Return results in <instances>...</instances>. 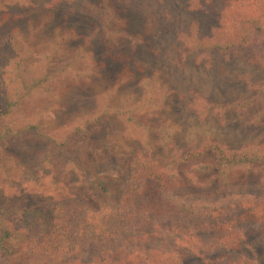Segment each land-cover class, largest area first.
<instances>
[{
	"label": "rangeland",
	"instance_id": "374dc122",
	"mask_svg": "<svg viewBox=\"0 0 264 264\" xmlns=\"http://www.w3.org/2000/svg\"><path fill=\"white\" fill-rule=\"evenodd\" d=\"M104 1L0 0V69L23 60L33 66L31 76L49 77L47 93L39 91L0 125L17 132L33 124L41 134L0 142V207L14 228L51 200L92 197L96 177L118 188L135 158L149 159L154 170L167 173L183 153L208 142L227 151L264 152V37L253 27L264 23V0H211L199 9L193 0ZM113 8L130 38L109 48L103 27ZM230 45L235 48H216ZM48 138L70 139L90 152L68 162L55 150L41 163L50 151ZM223 168L199 178L197 203L190 193L184 201L202 208L227 194L264 198V168L245 176V187L228 188L217 177ZM213 235H200L191 248L198 255L186 264H221L218 258L228 255L238 259L233 249L211 251ZM179 237L162 229L149 241L127 246V253L141 254L131 264H151L148 252H171ZM253 239L242 244L251 260L254 252L264 253V241ZM29 246L0 253V264H37ZM90 257L39 262L100 264ZM123 263L120 255L108 261Z\"/></svg>",
	"mask_w": 264,
	"mask_h": 264
},
{
	"label": "trees",
	"instance_id": "16d2710c",
	"mask_svg": "<svg viewBox=\"0 0 264 264\" xmlns=\"http://www.w3.org/2000/svg\"><path fill=\"white\" fill-rule=\"evenodd\" d=\"M5 1L14 3L23 0ZM210 1L193 0V8L199 9L203 3L209 4ZM104 2L109 5L108 0ZM107 11L103 34L110 48L114 41L124 37L129 39L130 36L121 30L123 21L114 8L113 12L110 9ZM253 27L264 37V23ZM241 41L244 45V39ZM216 48L229 51L235 46ZM32 68L19 60L12 67L0 69V125L5 117L19 112L39 91L47 93L49 90V77L31 76ZM124 76L132 77L128 71L124 72ZM33 135L41 137L38 127L33 124L25 125L17 132L14 127L0 128V142ZM47 141L50 151L46 154L48 156L39 158L41 163L47 162L55 150H62V157L68 162L75 157L85 159L86 153L90 152L89 148L78 146L70 139L48 138ZM211 156H214L215 162ZM146 160L140 157L132 160L128 174L118 188L112 182L96 177L91 184L92 197L51 200L42 209L33 212L19 228L6 222V212L0 207V253L10 255L19 245L28 243L30 251L37 257L33 258L37 264L46 258L51 263L71 258L78 260L81 253L91 254L90 259L100 261V264H108L109 258L115 255H120L123 264H131L134 259L139 262L141 254H136L134 249L127 253V246L149 241L163 229L180 235L177 238L179 246L176 245L171 252L156 249L148 252L145 258L151 264H186V259L198 255L191 250L192 247L195 249L193 243L200 241L201 234L208 233L214 234L211 243L214 249L211 251L228 248L238 251V259L233 260V255L218 256V263L264 262V253L258 255L254 252L251 260L246 250L242 249V244L251 236L254 237L252 242L264 241V198L227 194L220 201L205 203L202 208L183 199L185 194L190 193V200L197 203L202 190L196 191L194 186L199 187V178L217 166L224 167L217 173V177L224 181V188L232 183L245 187V176L264 168V152L255 147L227 151L217 143L208 142L183 153L174 171L167 173L154 170L149 166L151 160ZM201 187L206 189L208 186ZM184 241L186 245L182 246Z\"/></svg>",
	"mask_w": 264,
	"mask_h": 264
}]
</instances>
